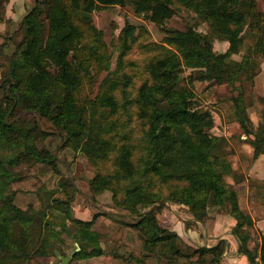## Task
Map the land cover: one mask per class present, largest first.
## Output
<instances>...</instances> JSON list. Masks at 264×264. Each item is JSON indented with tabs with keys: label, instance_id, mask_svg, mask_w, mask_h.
Listing matches in <instances>:
<instances>
[{
	"label": "trees",
	"instance_id": "obj_1",
	"mask_svg": "<svg viewBox=\"0 0 264 264\" xmlns=\"http://www.w3.org/2000/svg\"><path fill=\"white\" fill-rule=\"evenodd\" d=\"M7 2L0 0V22ZM174 3L193 11L209 32L166 27ZM112 5L144 14L163 32L166 46L148 61V76L134 93L128 89L132 80L127 73L112 72L95 98L80 101L85 72L101 62H90L84 42L86 33L91 34L88 49L98 53L100 39L90 13ZM20 29L22 39L0 80V264L56 254L54 244L63 241L62 233L79 247L72 259L105 253L101 235L93 228L98 215L90 220L72 215L68 181L58 188L65 198L47 202L62 218L60 228H54L49 213L41 210L39 183L57 169V159L36 145L49 133L17 119L21 111L47 119L57 135H63L64 146L80 151L96 167L88 183L92 193L110 191L116 205L136 216L123 223L116 252L104 264H219L228 242L221 239L210 247L185 244L158 221L157 213L166 204L185 205L200 221L225 210L236 220L232 233L238 251L251 264H264V238L248 246L254 220L225 181L228 175L241 178L225 152L227 138L211 132L212 111L198 103L194 91L195 81L226 83L238 90L230 101L239 137L252 147L253 159L264 154V125L248 117L241 88L242 82L260 73V60L264 61V11L257 10V0H35ZM134 30L129 23L122 29L117 67L135 41ZM246 33L255 41L236 60L233 55ZM214 37L228 43L224 52L213 50ZM130 109L143 127L135 143L120 135L121 124L115 118L120 113L131 117ZM23 162L29 171L16 173L13 169ZM37 215L43 222L34 227Z\"/></svg>",
	"mask_w": 264,
	"mask_h": 264
},
{
	"label": "rangeland",
	"instance_id": "obj_2",
	"mask_svg": "<svg viewBox=\"0 0 264 264\" xmlns=\"http://www.w3.org/2000/svg\"><path fill=\"white\" fill-rule=\"evenodd\" d=\"M34 5L35 0H8L5 4L4 18L0 22V80L8 68V61L16 49V45L22 39L23 31L20 29L22 18ZM173 9L174 13L166 21V27L177 30L193 27L198 32H209L207 23L200 20L193 11L180 6L178 3L173 4ZM257 10L264 11V0H257ZM90 17L91 24L100 39L97 43L98 53L88 49V45H92L94 39L91 34L86 33L84 42L88 44L86 50L89 51L90 62L97 60L101 62L98 64L94 63L95 66H91L85 72L82 85L78 91V99L85 101L86 99L95 98L103 85L104 78L112 72L117 74L127 73L132 80L128 89L134 93L136 88L148 76L146 70L148 61L159 49L166 46L163 41V32L155 24L148 21L144 14H136L128 6H105L92 11ZM126 23L135 26L133 34L135 41L123 55V63L117 67L122 29ZM254 41L253 34L246 33L239 52L233 55V58L240 60L241 56ZM227 47L228 43L222 38H213V50L215 52H224ZM85 55H87L86 51L83 52V56ZM259 72L252 81L242 82L241 88L244 104L247 106L248 117L252 122L264 125V61L262 60H260ZM187 74L188 70H184L182 76L185 77ZM194 91L198 103L212 111L214 127L211 132L227 138V144L224 149L226 153H229L228 156L232 160L234 173L238 177H243V170L249 173L250 168H252V172L257 174V177H260L264 171V158L253 161L248 156L247 151H250L252 147L245 143L246 141L239 139L241 129L234 120L230 99L238 93V90L226 83L216 84L210 81H195ZM115 95H119V90L115 91ZM133 111H130L131 117H126V115L120 113L115 118L117 117L116 121L121 124L120 135L129 136L130 140L135 143L139 141L143 127L140 124L141 121L133 117ZM16 118L26 120L31 125L37 124L39 128L49 133L44 139L37 141L36 145L39 149L50 150L57 159V169L53 172H48L39 183V195L42 199L41 210L49 213L48 218L50 219L49 221L53 222L54 228L59 229L63 220L62 218L60 219L57 213H52V209L47 207V202L57 197L65 198L62 190H58L59 185L64 181H68L71 184L65 189L72 198L69 204L72 209V215L76 217L75 212H77L78 217L81 216L83 219H91L94 214L98 215L93 228L101 235V246L104 248L105 253L102 256L83 260L72 259L68 264L106 263L111 254L116 252V247L120 243L123 223L135 221L136 216L116 205L111 199L110 191L106 190L100 194H94L90 191L88 183L96 173V167L80 151H74L64 146L63 135H57L55 127L47 119L22 111L17 114ZM29 168L30 166L23 162L15 166L13 170L18 174H25L29 171ZM225 181L232 186L237 182V178L228 175L225 177ZM256 182L261 184L263 180ZM257 193L264 195V188ZM161 210H159L160 213ZM35 217L36 223L34 227H38L43 221L39 220V215ZM160 220L163 221L161 216ZM72 227L71 224L69 229H73ZM60 236L63 241L56 242L54 247L56 246L55 250L64 257L77 248V243L72 238H69L66 233H62ZM57 246H59L58 249ZM59 262L60 260L53 252L51 255L35 256L21 264H58Z\"/></svg>",
	"mask_w": 264,
	"mask_h": 264
},
{
	"label": "crops",
	"instance_id": "obj_3",
	"mask_svg": "<svg viewBox=\"0 0 264 264\" xmlns=\"http://www.w3.org/2000/svg\"><path fill=\"white\" fill-rule=\"evenodd\" d=\"M247 154L253 161L264 158V154H260L253 159L252 149L247 151ZM243 172L244 176L232 186L238 194L239 206L254 220L253 240L248 244L249 247H253L255 241H260V236L264 238V195L257 193L264 188V171L260 177L252 172V168L249 173L246 170ZM258 180H263V183H257ZM75 215L82 220H90L78 217L77 212ZM210 215L206 220L200 221L193 217L185 205L166 204L161 213L158 212L157 218L162 225L175 232L182 242L193 247H210L221 239L226 240L228 246L219 264H251L247 256L238 251V242L232 233L236 220L225 210L214 211ZM160 216L163 221L160 220Z\"/></svg>",
	"mask_w": 264,
	"mask_h": 264
},
{
	"label": "water",
	"instance_id": "obj_4",
	"mask_svg": "<svg viewBox=\"0 0 264 264\" xmlns=\"http://www.w3.org/2000/svg\"><path fill=\"white\" fill-rule=\"evenodd\" d=\"M79 249V247H77L74 251H72L69 255H66V256H61L58 251H56V255H57V258L60 260V262L58 264H68L72 257H73V254Z\"/></svg>",
	"mask_w": 264,
	"mask_h": 264
}]
</instances>
